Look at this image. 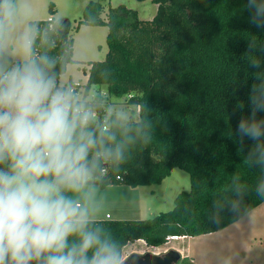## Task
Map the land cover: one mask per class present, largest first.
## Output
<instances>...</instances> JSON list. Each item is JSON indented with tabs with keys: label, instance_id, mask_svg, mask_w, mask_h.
Returning <instances> with one entry per match:
<instances>
[{
	"label": "trees",
	"instance_id": "16d2710c",
	"mask_svg": "<svg viewBox=\"0 0 264 264\" xmlns=\"http://www.w3.org/2000/svg\"><path fill=\"white\" fill-rule=\"evenodd\" d=\"M106 1L89 2L75 27H107L105 59L89 63L84 94L104 85L106 95L96 99L105 107L111 98L146 104L142 118L151 121V140L132 145L118 168L106 165L98 186L161 184L178 168L189 175L190 189L153 218L99 221L122 249L225 229L264 202L257 193L264 170L248 162L247 146L241 148L235 136L238 119L248 115L253 74L264 72V53H246V45L255 40L264 46V33L248 24L246 0H150L157 5L150 20L124 5L108 7L102 19ZM48 12L50 19L32 21L39 29L36 48L56 60L60 77L76 63L71 26L52 17L53 4ZM250 59H259L261 68H252Z\"/></svg>",
	"mask_w": 264,
	"mask_h": 264
},
{
	"label": "clouds",
	"instance_id": "9594fccd",
	"mask_svg": "<svg viewBox=\"0 0 264 264\" xmlns=\"http://www.w3.org/2000/svg\"><path fill=\"white\" fill-rule=\"evenodd\" d=\"M244 10L264 33V0H246ZM31 15L28 0H0V264H128L98 220V184L106 165L118 168L138 140L150 142L149 109L105 107L95 92L61 82L56 60L37 52ZM256 50L264 46L249 41L245 52ZM247 109L235 136L264 170V72L253 74ZM257 193L264 197V180Z\"/></svg>",
	"mask_w": 264,
	"mask_h": 264
},
{
	"label": "rangeland",
	"instance_id": "374dc122",
	"mask_svg": "<svg viewBox=\"0 0 264 264\" xmlns=\"http://www.w3.org/2000/svg\"><path fill=\"white\" fill-rule=\"evenodd\" d=\"M94 0H28L31 8V21L51 18L48 12L50 4L54 5L55 20L66 19L71 26L70 35L73 38V56L76 62L69 64L61 76V82L72 80L84 90L89 63L101 62L107 53V27L81 25L86 5ZM105 19L108 7L124 5L127 9L137 12L141 20L154 17L157 5L150 0H107L103 3ZM106 95V86H94L89 93ZM88 93V94H89ZM122 99L111 98L108 106L123 108L132 112L134 106L124 104ZM190 189L189 175L178 168L171 171L170 176L161 184L131 188L125 185L98 186L97 198L101 203V213L98 220H145L170 211L174 207V199L181 192ZM109 216L106 218L105 215ZM170 252H176L179 257L172 264H264V202L251 210L237 222L225 229L196 237H183L179 240L168 239L160 247H148L143 241L128 244L123 249L128 259L132 255H153L162 257ZM186 256V258H181Z\"/></svg>",
	"mask_w": 264,
	"mask_h": 264
},
{
	"label": "flooded vegetation",
	"instance_id": "af4514ba",
	"mask_svg": "<svg viewBox=\"0 0 264 264\" xmlns=\"http://www.w3.org/2000/svg\"><path fill=\"white\" fill-rule=\"evenodd\" d=\"M176 258L177 257L175 256V254L173 252H170L168 254H165L162 257H159L158 260L155 261L154 264H172V262H174L176 260ZM147 260H148L147 258H139V259H135L133 263L135 264V263L139 262V263H143V264L144 263L148 264Z\"/></svg>",
	"mask_w": 264,
	"mask_h": 264
},
{
	"label": "water",
	"instance_id": "95a60500",
	"mask_svg": "<svg viewBox=\"0 0 264 264\" xmlns=\"http://www.w3.org/2000/svg\"><path fill=\"white\" fill-rule=\"evenodd\" d=\"M139 258H147L148 259L147 260L148 261V264H154L155 261H157L159 257L158 256L149 255V254H146V255H133L130 258H128V264H134L133 263L134 260L135 259H139ZM177 260H178V258H176L175 261H177ZM135 264H143V263L137 262ZM144 264H147V263H144Z\"/></svg>",
	"mask_w": 264,
	"mask_h": 264
},
{
	"label": "built area",
	"instance_id": "2783aa9c",
	"mask_svg": "<svg viewBox=\"0 0 264 264\" xmlns=\"http://www.w3.org/2000/svg\"><path fill=\"white\" fill-rule=\"evenodd\" d=\"M71 85L75 86V88H76L77 91L84 93V90H80V89L78 88V87L80 86L79 84H76V83L72 82ZM95 94H97V93H95ZM98 95L103 96L104 94L101 93V94H98ZM127 97H129V96H127ZM127 97H126V98H127ZM103 111H104V109H103ZM103 111L100 113L101 115H103ZM106 217L108 218V215H107Z\"/></svg>",
	"mask_w": 264,
	"mask_h": 264
},
{
	"label": "crops",
	"instance_id": "0c3cea01",
	"mask_svg": "<svg viewBox=\"0 0 264 264\" xmlns=\"http://www.w3.org/2000/svg\"><path fill=\"white\" fill-rule=\"evenodd\" d=\"M68 66H69V65H67L66 70H67ZM85 74H86V73H85ZM61 76H62V75H61ZM61 76H60V78H61ZM86 76H87V75H86ZM70 81L73 82L72 80H70ZM65 84H67V83H65ZM107 215H108V214H107ZM107 215H105V217H106ZM106 218H107V217H106ZM108 218H109V216H108ZM181 238H183V237H181ZM180 255H181V254H180ZM183 257L186 258V256H182V255H181V258H183Z\"/></svg>",
	"mask_w": 264,
	"mask_h": 264
},
{
	"label": "bare ground",
	"instance_id": "6f19581e",
	"mask_svg": "<svg viewBox=\"0 0 264 264\" xmlns=\"http://www.w3.org/2000/svg\"><path fill=\"white\" fill-rule=\"evenodd\" d=\"M174 240H179L180 238L176 237V238H173Z\"/></svg>",
	"mask_w": 264,
	"mask_h": 264
}]
</instances>
